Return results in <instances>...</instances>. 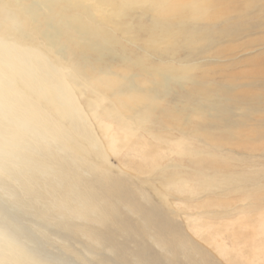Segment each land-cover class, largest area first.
Segmentation results:
<instances>
[{"label":"rangeland","instance_id":"1","mask_svg":"<svg viewBox=\"0 0 264 264\" xmlns=\"http://www.w3.org/2000/svg\"><path fill=\"white\" fill-rule=\"evenodd\" d=\"M16 28L43 52L34 104L59 123L71 104L94 178L51 224L17 201L27 256L264 264V0H0Z\"/></svg>","mask_w":264,"mask_h":264},{"label":"bare ground","instance_id":"2","mask_svg":"<svg viewBox=\"0 0 264 264\" xmlns=\"http://www.w3.org/2000/svg\"><path fill=\"white\" fill-rule=\"evenodd\" d=\"M17 30L9 33L11 37H0V193L3 191L7 196L10 195L4 190L8 183L11 186L16 184L20 193L13 195L11 207L0 200V264H44L39 260L34 261L22 251V241L19 247L15 243L12 226L16 225L11 220L25 211L20 210L17 201L20 200L21 207L24 204L29 211L37 210L40 213L38 219L49 224L47 216L56 214L60 206L67 207L63 209L64 212L70 211L85 193L89 195L86 183L94 178L87 171L82 158L88 153L81 139H74L67 129V125H70L72 130H76L73 128L76 123L73 124L71 120L64 122L65 117H72L71 104L63 103L59 96L56 97L62 110L60 113L65 115L61 114L57 118L61 119L60 123L49 120L34 104L38 88L42 86L36 64H40L38 57L43 52L30 38H18L21 35L16 37ZM13 38L19 42L16 43ZM89 166L92 168L91 164ZM24 199H28V204L24 203ZM87 205L93 207V204Z\"/></svg>","mask_w":264,"mask_h":264}]
</instances>
